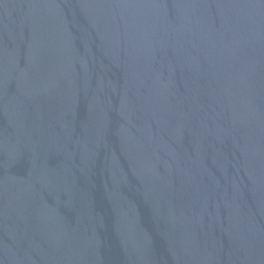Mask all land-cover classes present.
Listing matches in <instances>:
<instances>
[{
    "label": "water",
    "instance_id": "95a60500",
    "mask_svg": "<svg viewBox=\"0 0 264 264\" xmlns=\"http://www.w3.org/2000/svg\"><path fill=\"white\" fill-rule=\"evenodd\" d=\"M0 264H264V0H0Z\"/></svg>",
    "mask_w": 264,
    "mask_h": 264
}]
</instances>
